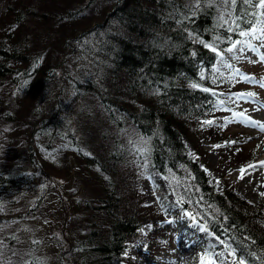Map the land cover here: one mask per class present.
Listing matches in <instances>:
<instances>
[{
	"label": "trees",
	"instance_id": "16d2710c",
	"mask_svg": "<svg viewBox=\"0 0 264 264\" xmlns=\"http://www.w3.org/2000/svg\"><path fill=\"white\" fill-rule=\"evenodd\" d=\"M224 8L221 0H0V264L15 263L5 253L13 222L31 216L46 182L72 170L67 152L98 192L82 200L91 211L84 237L59 261L119 264L142 227L125 205L129 174L119 170L137 144L149 170L169 176L182 207L227 238L236 260L264 264V214L227 185L214 191L183 140L194 142L199 125L208 138L223 130L215 96L231 83L207 73L258 13L238 3L224 17ZM27 195L34 200L24 208Z\"/></svg>",
	"mask_w": 264,
	"mask_h": 264
},
{
	"label": "rangeland",
	"instance_id": "374dc122",
	"mask_svg": "<svg viewBox=\"0 0 264 264\" xmlns=\"http://www.w3.org/2000/svg\"><path fill=\"white\" fill-rule=\"evenodd\" d=\"M222 5L226 6L220 11L225 17L229 5ZM256 9L257 12L264 11L259 7ZM40 32L47 34L41 29ZM242 39L239 36L219 52L223 54V62L217 54L207 73L209 79L230 82L232 87L215 96L221 108L217 112L223 128H219L220 137L208 138L209 132L203 131L206 127L199 125V128L194 127L191 135L194 142L185 137L183 140L188 154L204 170L214 191L221 192L229 186L232 192L264 214V128L261 127V120L264 121V61L260 59L264 47L257 46L253 51L239 45L245 50L227 51L233 41ZM258 43L253 41L254 45ZM229 64L231 67L227 66ZM27 103L21 107H26ZM146 154L145 145L137 144L135 153L119 164L120 175H130L127 191L123 193L129 199V202L125 200V205L135 207L143 218L138 240L129 245L119 264H202V260L207 259L206 252L216 264H238L228 240L207 230L181 207L169 176L149 170ZM72 155V152L64 154L72 170L46 182L49 190L31 216L13 222V243L5 253H12L16 259L15 263L9 264L21 261L61 264L58 256L65 253L68 244L84 237L81 227L91 211L84 208L82 200L97 195L98 188L86 173L83 175L78 159ZM21 158L23 168L32 169L25 152ZM22 200L26 208L33 204L34 198L27 195ZM153 213L154 219L160 217L161 220L152 222ZM202 231L204 233L195 234ZM244 264L248 263L244 261Z\"/></svg>",
	"mask_w": 264,
	"mask_h": 264
},
{
	"label": "snow or ice",
	"instance_id": "6c2138e0",
	"mask_svg": "<svg viewBox=\"0 0 264 264\" xmlns=\"http://www.w3.org/2000/svg\"><path fill=\"white\" fill-rule=\"evenodd\" d=\"M200 0H196V5L199 7ZM222 3L227 4L229 6L243 3L245 5H251L253 8L259 7L260 9H264V0H222ZM254 19L251 24L248 25L247 29H241L239 30V36L243 37L242 40H235L232 42L231 46L227 49L229 53H232L236 50L244 51V48H239V45H245L247 49H251L253 51L256 50L258 47H264V11H260L258 13L254 14ZM221 20H223V17H220ZM242 19V17H241ZM235 22V21H234ZM232 31L233 29H229ZM253 41L259 42L258 45H254ZM205 47L211 48L213 52H217V49L213 47L210 44H205ZM218 55L221 56V61L223 62V54L218 53ZM261 61H264V55H261L260 57ZM228 67H231V65H227ZM217 71H219L217 69ZM247 79V78H246ZM27 84V82H25ZM193 87H198L197 84H193ZM264 86V84H262ZM205 91H208V89H205ZM240 95V94H238ZM249 95H255L254 93H249ZM238 115H243V113H239ZM206 123H212L211 121H206ZM262 128H264V125H261ZM147 143V141H145ZM144 151L145 149H141ZM206 231V229H202ZM205 257H207L206 261L202 260V264H216V260L211 256L210 253H205ZM238 264H244L243 260H239Z\"/></svg>",
	"mask_w": 264,
	"mask_h": 264
},
{
	"label": "bare ground",
	"instance_id": "6f19581e",
	"mask_svg": "<svg viewBox=\"0 0 264 264\" xmlns=\"http://www.w3.org/2000/svg\"><path fill=\"white\" fill-rule=\"evenodd\" d=\"M262 121V125H264V121L263 120H261ZM259 124H261V123H259ZM261 135V134H260ZM259 136V135H258ZM260 156V155H259ZM257 165V164H256ZM181 204V203H180ZM181 207H182V205H181ZM183 208V207H182ZM184 209V208H183ZM185 210V209H184ZM198 228V227H197ZM194 230H196V229H194ZM202 233H204V231H202L201 233L200 232H195V234L196 235H199V234H202ZM212 233H214V232H212ZM215 234V233H214ZM216 235V234H215ZM227 239V238H226ZM228 240V239H227ZM228 242H229V240H228ZM230 243V242H229ZM232 246V245H231ZM184 249H186V248H184ZM195 256V255H194ZM196 257V256H195Z\"/></svg>",
	"mask_w": 264,
	"mask_h": 264
}]
</instances>
